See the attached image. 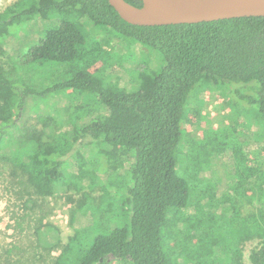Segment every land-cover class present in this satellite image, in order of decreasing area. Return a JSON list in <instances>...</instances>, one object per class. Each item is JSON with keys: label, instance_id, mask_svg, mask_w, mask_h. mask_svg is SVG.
<instances>
[{"label": "trees", "instance_id": "obj_1", "mask_svg": "<svg viewBox=\"0 0 264 264\" xmlns=\"http://www.w3.org/2000/svg\"><path fill=\"white\" fill-rule=\"evenodd\" d=\"M36 18L56 24L25 54L9 58L8 66L0 64L5 190L22 211L66 194L71 186L81 190L71 177L73 164L66 161L81 137L88 138L81 144L84 161L98 166L97 176L113 177L120 165L128 189L123 195L114 189L102 193L98 203L85 191L77 200L68 197L69 222L85 237L69 241L51 264H199L204 252L217 264H245L248 239H258L248 264H264V229L256 231L249 216L253 212L264 222V164L250 152L264 147V17L137 26L123 21L107 0H19L0 12V57L6 55L11 30ZM108 31V41L139 48L136 58L127 59L133 68L126 70L127 80L115 70L103 78L88 71L105 57L93 37ZM145 50L155 56V72L141 61ZM76 64L85 69L76 70ZM203 84L220 91L228 86L251 116L242 117L248 128L222 123L215 128L213 143L221 152L210 156L193 182L185 171V122L187 109L202 102ZM59 96L67 104L55 117L38 108ZM30 102L36 113L43 112L36 123L28 120ZM188 112L199 115L195 108ZM98 148H115L119 163L103 156L99 167L93 155ZM15 248L3 250V264H20L12 257Z\"/></svg>", "mask_w": 264, "mask_h": 264}, {"label": "rangeland", "instance_id": "obj_2", "mask_svg": "<svg viewBox=\"0 0 264 264\" xmlns=\"http://www.w3.org/2000/svg\"><path fill=\"white\" fill-rule=\"evenodd\" d=\"M17 1L19 0H0V12ZM55 24L56 21L54 19L45 20L36 18L23 27L13 28L10 33V38L6 41V55L0 57V64L2 66L7 65L9 58L15 56L16 60L21 55L25 54L31 46L39 41L44 31L53 27ZM88 29H90L89 26ZM109 34L110 31L106 33V36L97 34L93 37L98 40L100 44L99 48L103 49L105 57L88 69V71L91 74L95 73L99 78H103L106 73L115 70L117 74L114 75L126 78L125 80H127L129 77H126V70L133 69L130 66V62L127 63V59L133 56L136 58L139 48L134 44L128 45L126 43L119 46L116 40L108 41ZM145 51L148 52L147 50ZM154 60L155 56L148 52L147 56L141 61L144 62V64H150L151 69L155 72L157 66ZM59 66L55 68L57 69ZM74 68L76 70L78 68L85 69V67L79 64H76ZM41 73H43V71H40L37 76ZM231 86L237 87V85ZM199 92L200 98L198 99L202 102L199 104L195 103L189 107L191 110L195 108L199 112V115L195 117L193 116L194 113L193 115L189 114V108L187 109L185 122L186 134L184 135L185 149L183 146L181 148L184 149V153L189 152L187 153L186 160L188 161V165L185 171L187 174L186 177L188 176L193 182L195 179L197 180L199 178L198 169L205 164L207 165L210 156L214 153L221 152L218 146L213 143L215 128L221 123L228 124L234 128H248L247 125H244L245 122L242 117L251 116V109L245 108L241 103L239 104L235 101L228 86L223 91H220L210 90L206 84H203L200 86ZM50 99L39 103L38 108H46V111L55 117L56 111L67 104V101L63 96L51 97ZM35 109L36 105H32V102L27 105V116L31 123H36L38 114L43 113L42 111L36 113ZM87 113L88 111L86 115ZM64 117L62 116L60 120ZM87 141L88 138L84 137L77 139L73 144L72 150L67 155L68 160H66L69 164H73L71 167V177L80 185L81 190L79 191L71 186L66 194L46 197L39 207L22 211L18 201L11 193L5 190L3 186L4 183H2V179H0V255L6 248L15 246L16 248L12 253V257L14 260H19L20 264H51L54 259L59 256L61 248L69 241H77L85 237L81 228L77 227L78 224L71 225L69 222V212L73 204L67 200L68 197H70L71 200H77L80 197V193L85 191L96 203H98L102 193H111L113 189L120 193L119 195L128 193L127 187L120 178V170L122 169L120 165L113 169V177H98L96 173L98 166L95 163H86V161H84L82 150H84L86 146L81 144ZM208 141L211 142L208 145V149L202 148L196 152V150H198V145L202 144L205 146L208 144ZM255 147H251L250 152L256 151L258 165L261 163L264 164V147L260 149L257 146ZM78 148H80V150H78ZM93 155L100 160L99 167L103 166L102 162L105 160V157L106 159H110L111 163H119L120 160L118 151L115 148L112 149V152L111 150L106 152V149L98 148L94 150ZM101 158L103 159L101 160ZM104 168L110 169L111 167L109 164H105ZM224 199H226L225 196ZM245 203L248 205L250 201L246 200ZM107 207V205H103L104 209ZM248 209L249 208H247V210ZM24 214L27 215L24 217ZM249 216L253 221V227L256 231L260 228L264 229V222L262 223L261 219H258L256 214L250 212ZM38 226H44V232L37 233L36 230H38ZM168 226V228L171 227L170 219L168 221ZM257 242L258 239H248L245 241L243 245V258L245 264L249 263L248 257L250 250L256 246ZM3 261L4 254L0 256V264H3ZM110 264L128 263L124 260H114ZM199 264H217V261L208 253L204 252L200 254Z\"/></svg>", "mask_w": 264, "mask_h": 264}, {"label": "water", "instance_id": "obj_3", "mask_svg": "<svg viewBox=\"0 0 264 264\" xmlns=\"http://www.w3.org/2000/svg\"><path fill=\"white\" fill-rule=\"evenodd\" d=\"M107 0L128 24L162 26L192 24L241 17H264V0Z\"/></svg>", "mask_w": 264, "mask_h": 264}]
</instances>
